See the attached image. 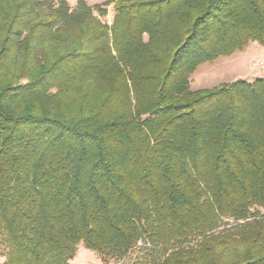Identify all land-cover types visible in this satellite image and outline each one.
Listing matches in <instances>:
<instances>
[{
    "label": "trees",
    "instance_id": "16d2710c",
    "mask_svg": "<svg viewBox=\"0 0 264 264\" xmlns=\"http://www.w3.org/2000/svg\"><path fill=\"white\" fill-rule=\"evenodd\" d=\"M253 41L264 0H0V264H264V78L189 88Z\"/></svg>",
    "mask_w": 264,
    "mask_h": 264
},
{
    "label": "rangeland",
    "instance_id": "374dc122",
    "mask_svg": "<svg viewBox=\"0 0 264 264\" xmlns=\"http://www.w3.org/2000/svg\"><path fill=\"white\" fill-rule=\"evenodd\" d=\"M78 0H67L74 7ZM93 5L106 0H85ZM114 10L112 4L107 7V15L102 18L107 23L112 22ZM264 78V45L253 41L242 50L235 51L229 56H219L213 61L200 64L190 76V90L209 89L220 84L230 83L235 80L253 81ZM0 260L2 258L0 257ZM130 258L113 261L109 264H129ZM70 264H103L98 255L83 246L78 251Z\"/></svg>",
    "mask_w": 264,
    "mask_h": 264
}]
</instances>
